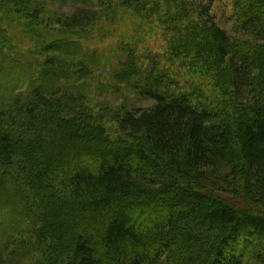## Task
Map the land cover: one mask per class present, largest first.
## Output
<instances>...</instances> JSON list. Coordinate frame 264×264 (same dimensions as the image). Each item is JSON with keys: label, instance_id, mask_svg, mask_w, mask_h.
I'll return each instance as SVG.
<instances>
[{"label": "trees", "instance_id": "16d2710c", "mask_svg": "<svg viewBox=\"0 0 264 264\" xmlns=\"http://www.w3.org/2000/svg\"><path fill=\"white\" fill-rule=\"evenodd\" d=\"M234 2L233 37L212 19L213 1L99 3L102 15L118 3L144 22L158 18L174 58L234 90L213 107L142 71L128 47L107 56L76 40L89 10L58 17L40 0H0V206L13 208L18 239L22 209L39 214L20 252L39 254L36 264H264V0ZM16 22L40 32L33 49L8 40ZM108 67L112 81L155 101L113 114L126 137L117 143L83 94ZM237 197L260 209L241 215Z\"/></svg>", "mask_w": 264, "mask_h": 264}, {"label": "rangeland", "instance_id": "374dc122", "mask_svg": "<svg viewBox=\"0 0 264 264\" xmlns=\"http://www.w3.org/2000/svg\"><path fill=\"white\" fill-rule=\"evenodd\" d=\"M40 1L46 3L47 9L58 15V17L76 15L80 11H83L84 8L87 9V11L89 10V12L93 13V20L85 24L87 25L86 29L82 30L80 34H74L76 40H81L84 46L89 47V50L98 51L101 55L111 56V49L120 45V47L130 48L134 56L136 51L137 57L141 54L142 60L139 63L141 70L144 72L146 71V73L155 71L156 73L165 75L168 89L171 91L189 93L195 101L199 103L206 102L213 107H221L226 103L227 98H232L234 94V90L231 86L226 87L223 86V84L218 85L216 77L212 76V74L199 63H193L192 65L188 63V60L184 56L179 57V59L174 58L168 44L172 35L166 31V28L156 17H151L150 21H148L149 23L144 22L140 17H137L134 12L129 10V8H121L118 3L110 10L106 9L107 12L105 15H102V9L99 7L100 0ZM208 1H213L210 14L216 25L226 31L231 37L238 35L237 33L240 34L237 28L239 12L236 6L234 7V0ZM115 7L119 10V14L112 22L110 14H112V10ZM107 16H109V20ZM50 25L49 27H51L54 32H62L61 26L54 24ZM6 26H10L11 28L8 40L12 43V46L25 51L29 47L34 48L35 42L38 43L37 39L39 38L40 32L34 33V31L32 32L30 30L27 32L23 24L21 25L19 22L12 24L7 23ZM41 32L43 33V31ZM241 34L239 38L241 42L244 43L246 40L250 39L247 34ZM113 59L115 58L113 57ZM190 61L192 60L190 59ZM109 68L110 67H108L103 75L97 74L95 80L91 79L82 83L84 89L83 94L87 97L89 105L95 108L96 114L102 116L108 115L101 122V126L104 127L112 142L117 143V140L119 141L122 136L121 133H119L116 123L117 118L113 117V114L119 112L120 109L133 113L140 110H148L155 105V101L142 97L138 95L136 91H133V89L128 90L126 86L112 81V79H110L111 72ZM3 85L2 87L4 89ZM0 93L2 92L0 91ZM0 95L3 96L5 93ZM240 110H238V112ZM103 112H105V114ZM109 115L112 118H110ZM235 200L239 201L236 208L240 210L241 215L247 211H252L254 208L260 209V207L255 205L256 203H249L248 199L246 200L243 197H237ZM12 209L13 208L9 205L0 206V224L4 223V225H6L5 229L7 236H0V251H2L1 248L4 243L9 245L6 250L2 252L1 257L5 259L2 264H5V262H7V264H36L40 259L39 254L33 253L28 249H26V253L24 254L20 251L22 250L21 248H23V243L25 241L27 242L33 235V231L37 229L34 228L35 224L31 222V218H36L39 214L27 210L24 212L22 209V221L19 226L20 229L23 228L25 230V234H19L20 236H18V239L14 235L16 231L15 226H17V224L16 219H13L14 215ZM247 239L253 241V237L251 236H248ZM13 241L18 244H14ZM32 243L35 244V241L32 240ZM241 248L243 249L244 246L241 245ZM246 264L255 263L248 257V259L246 258Z\"/></svg>", "mask_w": 264, "mask_h": 264}]
</instances>
